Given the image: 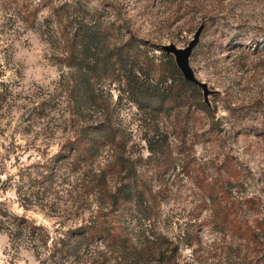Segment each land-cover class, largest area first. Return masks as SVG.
Wrapping results in <instances>:
<instances>
[{
    "label": "trees",
    "instance_id": "trees-1",
    "mask_svg": "<svg viewBox=\"0 0 264 264\" xmlns=\"http://www.w3.org/2000/svg\"><path fill=\"white\" fill-rule=\"evenodd\" d=\"M27 28L49 40L65 68L60 91L36 96L32 111L44 116L62 96L76 124L49 167L44 162L36 172L33 194L21 201L25 209L37 206L59 217L58 224L52 228L0 205V228L12 247L31 249L41 264H264L262 203L239 188L234 192L231 176L221 173L202 183L198 212L184 221L162 217L165 175L177 168L184 146L171 139L158 115L187 104L188 89L197 92L199 85L183 74L172 53L162 47L165 60L159 61L172 75L163 64L159 73L158 57L146 42L134 34L120 39L118 27L90 0H0V51L12 59L9 47ZM5 60L0 61V116L17 101L13 85L19 83L5 79L14 66ZM107 80L118 81L120 92L143 111L142 119H149L142 135L148 153L135 152L131 135L114 117L113 102L104 96ZM65 161L75 183L69 181L61 192L56 168ZM61 193L73 198L63 200ZM206 226L215 236L211 253L203 258L194 252L192 262L183 249L201 244Z\"/></svg>",
    "mask_w": 264,
    "mask_h": 264
},
{
    "label": "rangeland",
    "instance_id": "rangeland-1",
    "mask_svg": "<svg viewBox=\"0 0 264 264\" xmlns=\"http://www.w3.org/2000/svg\"><path fill=\"white\" fill-rule=\"evenodd\" d=\"M90 3L118 27L120 39L131 34L143 39L158 57L157 62L165 60L164 44L186 48L193 43L189 63L199 82L197 92L188 89L187 104L158 115L171 139L177 145L181 139L184 146L176 156L177 168L165 175L168 191L161 203L162 217L172 214L184 221L194 215L198 212L195 205L200 201L202 183L221 173L235 180L234 192L239 188L244 195L254 196L264 211V0ZM3 42L0 39V48ZM9 49L12 59L6 55L8 52L0 51V61L7 58L14 65L7 69L5 79H17L19 83L13 85L17 101L0 116V205L27 213L53 228L59 217L49 216L37 206L25 209L21 201L26 193H32L33 177L44 168L42 163L49 167L76 124L69 118L62 96L44 116L32 111L36 96L38 99L45 93L60 91L65 68L56 61L49 40L37 29H25ZM162 64L170 75L164 62L158 65V72L162 71ZM109 81L104 96L113 102L114 117L131 135L135 152L148 153L142 135L149 119H142L143 111L120 92L118 81ZM3 112L0 108V114ZM56 170L57 186L65 192L69 181L75 183V174L67 161ZM229 171L236 174L230 175ZM61 197L73 198L62 193ZM202 233L201 244L183 249L184 256L191 257L192 262L197 260L195 254H205L202 257L207 258L211 253L215 236L207 226ZM0 264L41 263L31 249L12 247L8 234L0 228Z\"/></svg>",
    "mask_w": 264,
    "mask_h": 264
},
{
    "label": "water",
    "instance_id": "water-1",
    "mask_svg": "<svg viewBox=\"0 0 264 264\" xmlns=\"http://www.w3.org/2000/svg\"><path fill=\"white\" fill-rule=\"evenodd\" d=\"M163 48L166 49L168 52H173L175 54L176 63L178 64L179 68L184 73V75L187 78L194 79L192 68L189 63V56L193 48V43L188 45L186 48H178L174 44H164Z\"/></svg>",
    "mask_w": 264,
    "mask_h": 264
}]
</instances>
